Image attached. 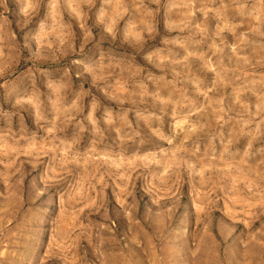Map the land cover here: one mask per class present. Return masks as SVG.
I'll use <instances>...</instances> for the list:
<instances>
[{"label":"rangeland","instance_id":"rangeland-1","mask_svg":"<svg viewBox=\"0 0 264 264\" xmlns=\"http://www.w3.org/2000/svg\"><path fill=\"white\" fill-rule=\"evenodd\" d=\"M0 264H264V0H0Z\"/></svg>","mask_w":264,"mask_h":264}]
</instances>
